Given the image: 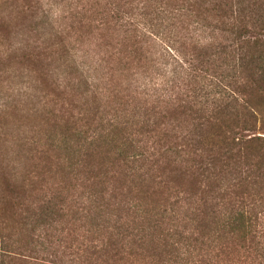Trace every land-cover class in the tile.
<instances>
[{
	"label": "trees",
	"instance_id": "obj_1",
	"mask_svg": "<svg viewBox=\"0 0 264 264\" xmlns=\"http://www.w3.org/2000/svg\"><path fill=\"white\" fill-rule=\"evenodd\" d=\"M35 3L70 99L0 133V264H264V0Z\"/></svg>",
	"mask_w": 264,
	"mask_h": 264
},
{
	"label": "rangeland",
	"instance_id": "obj_2",
	"mask_svg": "<svg viewBox=\"0 0 264 264\" xmlns=\"http://www.w3.org/2000/svg\"><path fill=\"white\" fill-rule=\"evenodd\" d=\"M5 4L0 3V23H5V28H0V133L7 132L12 136V133L31 128L42 130L43 121L52 117V109L66 105L70 97L61 93L65 85L62 82L58 85V80L51 73L56 64L54 57H42L40 54L48 53V49L45 50L40 45H49L54 39L42 36L37 39L33 32L27 30V25L32 21L19 11L26 9L28 5L32 6L30 8H33L36 15L43 14L45 10L49 13V20L57 27L60 26L57 11L60 7L64 8V5H36L35 0H8ZM69 21L70 17L63 20L65 24ZM44 39L49 41L42 42ZM32 50L37 56L23 53H32ZM10 166L11 164L7 165L8 168ZM3 167L0 164V172ZM30 169V174L35 175L33 166ZM39 178L33 176L32 180ZM40 187L43 190L37 191L41 195L46 189L42 184ZM34 195L37 198V192Z\"/></svg>",
	"mask_w": 264,
	"mask_h": 264
}]
</instances>
